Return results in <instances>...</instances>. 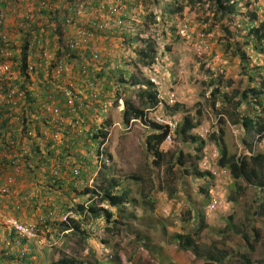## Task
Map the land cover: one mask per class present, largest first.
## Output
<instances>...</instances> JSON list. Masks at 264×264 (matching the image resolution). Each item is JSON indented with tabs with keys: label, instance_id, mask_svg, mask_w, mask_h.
<instances>
[{
	"label": "trees",
	"instance_id": "1",
	"mask_svg": "<svg viewBox=\"0 0 264 264\" xmlns=\"http://www.w3.org/2000/svg\"><path fill=\"white\" fill-rule=\"evenodd\" d=\"M52 1L0 0V17L7 13L14 14L22 20H19L20 26L26 28L24 31L17 26L15 31L19 34H16L0 18V34L6 36V39L0 37V65H11L10 74L0 75V174L9 173L13 169L14 156L21 158V164L26 159L27 166L20 183L23 186L21 193L23 196L29 193L37 195L29 198L30 206L14 192L0 196V203L6 205V202H10L4 209L6 212L12 210L18 218L20 216L21 221L24 212L22 208L28 206L29 214L26 218L31 222L36 221L39 235L43 234L49 242L69 233L68 236L76 238L79 244L87 243L90 237L88 229L84 227L87 218L93 222L103 219L111 232H117L120 224L122 226L120 213L124 212L126 219L136 221V215L129 211L126 213V209H135L137 205L145 211L153 209L154 193L168 190L172 195L173 184L179 180L176 176L189 177L198 171L197 164L203 159L206 145L199 135L193 133L199 126V117L196 119L190 113L185 114L182 121L179 120L173 137L197 145L194 147L197 152L195 157L184 148L175 152L162 151L169 129L148 119L149 113L161 103L160 91L153 81L135 73L139 71L140 62L151 65L155 61L156 48L161 42L177 34L188 6L199 5L206 10L207 19L198 27V45L206 44L208 38L213 42L225 36L226 50L233 49L234 56L239 57L243 74L249 77L250 82L244 91H235V96H239L236 107L244 105L247 111L244 114L237 111L236 122L244 128L243 144L250 152L254 149L255 141L264 143V67H252L251 54L248 52V48H252L256 54L264 55L262 0H65V5L55 10V20L50 21L51 25H56L55 28L46 23L39 24L28 10L26 13L18 12H24L23 9L32 4L35 8H47ZM146 2L149 12L146 17L148 37L140 40L141 31H134L130 27L131 24L137 26V22L125 16L131 9L144 11ZM162 3L161 15H157L156 9ZM243 4L247 11L240 14ZM94 10L98 11L96 13L107 12L111 21L108 27L102 26L106 18L101 14L91 17L88 22L81 21L86 13ZM120 11L121 15L116 16ZM237 18H241V22ZM160 20L164 21L161 32L157 27ZM120 21L123 24L118 26ZM65 25L68 27L62 29ZM186 27L189 30L190 25ZM166 29L171 34L168 35ZM103 31L121 35L130 44L141 42L139 63L116 58L114 54L109 57L103 48L94 47L87 40L91 33ZM236 34L241 40L235 38ZM64 35L68 40L66 45L63 49L57 48L56 42L52 41L53 37L58 36L59 42L63 43ZM112 38L106 37L108 43L115 41ZM48 39H52L50 45ZM103 40L97 42L101 47ZM115 42L120 41L116 39ZM81 43L92 45V48L85 51L79 47ZM48 47L51 50L58 49L56 58L47 54L51 52ZM167 50L172 55L171 47H167ZM94 56L100 57L102 63H98ZM113 64L115 66L112 68ZM131 65L132 69L129 68ZM215 83L217 80L211 79L209 86ZM221 92L220 86L212 89L213 108L223 98ZM128 95L132 98H128ZM120 99L124 104L122 123L126 127H130L136 120L150 125L145 145L146 162L142 171L125 180H118L114 176L109 178L112 169L106 160L112 157L106 155L105 159V146L114 122L111 116L106 118L99 111H105L112 101L117 105ZM173 106L174 111L180 108L177 103ZM73 121L75 123L70 124ZM34 132L39 145H30L24 140L25 137L31 139L28 134ZM59 132L62 134L61 145L53 148L54 143L48 135ZM17 139L21 145L24 144L25 154L14 153L12 149L3 152L1 145ZM219 146V167L226 168L237 181L256 183L264 192V152L237 158L228 155L221 140ZM63 156H67L70 162L63 164ZM93 173L97 179L102 180L96 187L89 184ZM197 175L212 176L209 172H198ZM31 183L37 186L33 187ZM135 183L138 185L135 189L137 195H133L134 191L130 187ZM239 191L244 190L239 187ZM199 212L203 214L202 210ZM254 213L264 215V201ZM204 229L205 226L200 225L195 233L185 237L177 236L175 239L185 250L200 248V234ZM243 237L246 239L247 236ZM27 241L15 230H5L0 223V264H34L36 248L33 244L25 245ZM58 255L49 264L100 263L80 260L61 251ZM246 262L249 263V260L246 259Z\"/></svg>",
	"mask_w": 264,
	"mask_h": 264
},
{
	"label": "rangeland",
	"instance_id": "2",
	"mask_svg": "<svg viewBox=\"0 0 264 264\" xmlns=\"http://www.w3.org/2000/svg\"><path fill=\"white\" fill-rule=\"evenodd\" d=\"M61 5H65V0H53L47 8H41V6L35 8L32 4L26 7L27 9H23L24 12H18L26 13L28 10L30 16H33L39 24L46 23L55 28L56 25H51L50 21L55 20V10ZM244 5L241 6L240 14L247 11ZM163 6L162 3L158 7L159 9H156L157 15H161L160 11ZM147 7L146 2L143 6L144 11L131 9L125 16L126 19H133L137 22V26L131 24L130 27L134 31H141L140 40L148 37L146 17L149 12ZM262 7L264 9V0H262ZM95 11L86 13L81 21L88 22L91 17L101 14L106 18L102 26L108 27V23L111 21L108 19L110 17L107 12L96 13L98 11ZM205 11L199 5L188 6L182 16L177 34L159 44V47L156 48V59L151 65L139 63L138 50L141 42L130 44L124 40L123 36H116L114 32L106 31L98 34L90 32L91 34L87 37L94 47L103 48L109 57L114 54L116 58H125L133 64L134 62L139 63V71L136 70L135 73L156 84L160 91L161 103L156 110L149 113L150 121L159 115L175 118L178 121H182L183 116L188 113L196 119L199 117V126L193 130V133L199 135L206 145L203 159L197 164L198 171L190 174L189 177L176 176L179 180L173 184L172 195L168 190L163 192L158 190L154 193L152 195L155 200L153 209L145 211L140 205H137L135 209L133 207L126 209V213L129 211L128 213L136 215V221L126 219L124 212L120 213L119 221L122 226L120 224L117 232H111L103 219L93 222L92 219L87 218L84 227L88 229L90 237L85 244L81 242L79 244L73 236V239L70 238L69 233L62 234L60 238L51 242L43 234H40V245L35 240L27 241L25 245L33 244L36 248L34 264L51 263L59 256V251L87 262L100 261L99 264H264V215L257 214L259 212L254 213L255 210H259L264 201V192L254 182L235 180L230 172L228 175H221L218 165L220 140L226 147L229 156L242 158L245 155L264 152V143L259 144L257 141L253 144L252 152L246 148L243 144L244 128L236 122L237 111L243 114L247 111L244 105L236 107L239 96H235V91H244L250 80L243 74L241 61L239 57L234 56L233 49L226 50L225 36L213 42L208 38L206 44L198 45L197 37L200 33L198 27L207 19ZM8 14L0 17L3 19V24L7 25L10 30L12 29L14 33L19 34L15 28L17 26L20 29L23 28L19 23V20L21 22L22 20L17 19L14 14ZM120 15L121 11L116 16ZM62 16H64V12ZM237 19L241 22V18ZM47 21L49 22L47 23ZM163 22L160 20L157 25L160 32L163 29ZM256 23L259 24V21ZM122 24V21L118 22V26ZM189 25L190 28L187 30L186 26ZM66 27L68 26H62V29ZM23 30L25 31L26 28ZM166 31H168V35L171 34L170 30L166 29ZM112 36L115 41L118 39L120 42L108 43L109 39L106 40V37L113 39ZM241 36L243 37V35ZM235 38H238L237 34ZM53 39H48V45L55 41L57 48L60 49H63L68 41L65 35L63 43L59 42L58 36ZM101 39H104L102 47L97 44ZM79 47L85 50L92 48V45L87 46L81 43ZM167 47H171L172 55L168 54ZM57 48L51 50L48 47L51 52H47V54L56 58L59 54ZM94 51L96 52V50ZM248 52L251 54L252 67H264V55L256 54L252 48H248ZM95 59L98 63H102L100 57H95ZM113 66L115 65L113 64L112 68ZM132 67L133 65L129 66L130 69ZM211 79L217 80L214 86H209ZM218 86L222 87L223 98H220L213 108L212 89ZM128 98H132V96L128 95ZM176 103L180 105V108L174 111L173 105ZM109 104L105 111L99 109L101 114L106 115V118L111 116L114 122L105 146L107 149L105 150V159H107L106 155L111 156L112 159L106 160V164L112 169L109 171V178L114 176L118 180H125L142 171L146 162L145 145L146 138L150 133V125L136 120L130 127H126L122 123L123 100L120 99L117 105L114 104V101ZM74 123L75 121L70 124ZM80 126L78 127L80 128ZM80 135L82 136L83 133ZM196 146L181 138L178 140L172 138V141L164 142L161 150L175 152L184 148L195 157L197 152L194 151V147L196 148ZM215 153H217V157L214 156ZM50 157L55 159L53 156ZM63 158V164L70 162L67 156H63ZM210 171L217 172V175L206 177L197 175L198 172L210 173ZM40 175L42 173L39 174V177H41ZM101 181L93 173L89 184L96 187ZM31 184L33 186V183ZM130 187L134 191L133 195H137L135 189L138 188V185L135 183ZM239 187H242L244 191L240 192ZM18 195L30 206L28 204L29 197L25 198L26 195L23 197L22 193ZM212 197L219 201V205L213 211L209 209ZM9 203L6 202V205L0 203V223L5 230L7 229L5 222L8 217L17 218L11 212L12 210L6 212L4 209L8 207ZM28 206L25 205L22 208V211H27L26 214L23 212L21 217L23 221L31 222L26 218L29 214ZM199 210H202L203 214H200ZM72 216L76 217L75 214ZM200 225L205 226L200 234L201 247L190 250L182 248L175 238L195 233ZM66 235L67 238H65ZM243 235L247 236L246 239ZM246 259L249 260V263L246 262Z\"/></svg>",
	"mask_w": 264,
	"mask_h": 264
},
{
	"label": "built area",
	"instance_id": "3",
	"mask_svg": "<svg viewBox=\"0 0 264 264\" xmlns=\"http://www.w3.org/2000/svg\"><path fill=\"white\" fill-rule=\"evenodd\" d=\"M2 24L1 20H0V25ZM0 37H2L3 39H6V36L4 35V33L0 34ZM10 64H5V65H0V75H4V74H10ZM59 73L61 72V70L58 71ZM155 121L161 125L167 126L169 129V134L166 138L167 142L172 141V138L175 135L177 126L179 121L176 120L175 118H164L162 116H157L155 118ZM29 135H33V133H29ZM60 137H61V133H57L53 136V140L55 142H59L60 141ZM10 144V145H9ZM6 145H8L6 147ZM3 148V152H6L7 150L12 149V152L14 153H21L25 150V148H19L22 145H20L19 143H16L15 141H12L10 143L1 145ZM20 159L18 155L13 157V174L6 177V183L0 187L1 192L3 193H7L8 192V186L10 184H12L14 182V176L19 175L23 170H22V164L20 162ZM226 170H222L221 173L222 174H226ZM214 175H216V172H213ZM218 205V201L217 200H213L212 204L210 205V209L214 210ZM5 224L8 227V230H15L18 235H20L23 238L28 239L29 241L31 240H35L37 243H40L39 241V230L37 227L36 223L33 222H21L19 219L14 218V217H9Z\"/></svg>",
	"mask_w": 264,
	"mask_h": 264
},
{
	"label": "clouds",
	"instance_id": "4",
	"mask_svg": "<svg viewBox=\"0 0 264 264\" xmlns=\"http://www.w3.org/2000/svg\"><path fill=\"white\" fill-rule=\"evenodd\" d=\"M93 87H95V85H93ZM159 116H161V115H159ZM157 117V116H156ZM155 117V118H156ZM163 117V116H162ZM155 118L154 119H152V121H154V122H156L155 121ZM164 118H167V117H164ZM168 118H170V117H168ZM68 122H69V120H67ZM157 123V122H156ZM159 124V123H158ZM59 133H61V132H59ZM28 136H30L31 137V139H28V138H24V140L26 141V142H28L30 145H39V140H36L35 139V136H36V133L34 132V134L33 135H29L28 134ZM53 136L54 135H48V137L51 139V141L54 143V147L53 148H57L58 146H60L61 145V139H62V134H61V137H60V141L59 142H55L54 140H53ZM202 136V135H201ZM8 140H12V139H8ZM15 142L16 143H19V140L17 139V141L15 140ZM20 144V143H19ZM21 145V144H20ZM23 146H24V144L21 146V147H19V148H23ZM26 150V149H25ZM23 151L24 152V154L26 153V151ZM214 156L215 157H217L218 155H217V153H215L214 154ZM219 156H220V154H219ZM26 166H27V164H26V159H25V161L22 163V172L19 174V175H17V176H14L13 178H14V182L12 183V184H10L9 186H8V192L7 193H3V192H1V190H0V196H5V195H8V194H10V193H12V192H14V193H16V195L17 194H21V191H22V187H21V185H20V183H21V180H22V178H23V174H24V171H25V168H26ZM220 168V167H219ZM222 170H226L227 172H226V174H222L221 173V171ZM213 172H215V171H213ZM213 172H211L210 171V174H212V175H214L213 174ZM219 173L221 174V175H228V173H229V171L226 169V168H220L219 169ZM13 174V169L11 170V171H9V173H3V174H0V187L1 186H3L5 183H6V177H8V176H10V175H12ZM57 174V172L55 173V175ZM216 175H217V172H216ZM215 176V175H214ZM27 184H29V183H27ZM18 189H19V191H18ZM26 195V196H25ZM24 196H25V198L26 197H29V198H34V197H36L37 195L35 194V193H29V194H25ZM23 196V197H24ZM213 200H217L218 201V199H216L215 197H212V199H211V202H210V205L212 204V202H213ZM210 205H209V209H210ZM218 205H219V201H218ZM217 205V206H218ZM217 208V207H216ZM215 208V209H216ZM214 209V210H215ZM211 210V209H210ZM211 211H213V210H211ZM17 217V216H16ZM9 218V217H8ZM15 218V217H14ZM17 219H18V217H17ZM21 221V220H20ZM21 222H23V221H21ZM25 223H26V221H25ZM6 227H7V225H6ZM8 228V227H7ZM39 245H40V243H39Z\"/></svg>",
	"mask_w": 264,
	"mask_h": 264
}]
</instances>
